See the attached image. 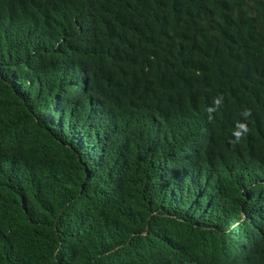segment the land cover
Returning <instances> with one entry per match:
<instances>
[{
  "label": "trees",
  "instance_id": "1",
  "mask_svg": "<svg viewBox=\"0 0 264 264\" xmlns=\"http://www.w3.org/2000/svg\"><path fill=\"white\" fill-rule=\"evenodd\" d=\"M0 264H264V0H0Z\"/></svg>",
  "mask_w": 264,
  "mask_h": 264
},
{
  "label": "clouds",
  "instance_id": "2",
  "mask_svg": "<svg viewBox=\"0 0 264 264\" xmlns=\"http://www.w3.org/2000/svg\"><path fill=\"white\" fill-rule=\"evenodd\" d=\"M217 103H219V101H217ZM208 111L210 113L211 112V109H209ZM241 115L245 119H247L251 115V112H250V110L245 109L241 113ZM209 119H212V116L211 115H209ZM248 131H249V129L247 127V124L238 121L237 124H236V129L233 132L234 139H233L232 143H238V142H240L243 139L244 135L247 134Z\"/></svg>",
  "mask_w": 264,
  "mask_h": 264
}]
</instances>
